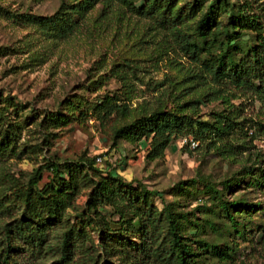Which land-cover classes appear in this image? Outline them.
Instances as JSON below:
<instances>
[{
  "label": "rangeland",
  "instance_id": "1",
  "mask_svg": "<svg viewBox=\"0 0 264 264\" xmlns=\"http://www.w3.org/2000/svg\"><path fill=\"white\" fill-rule=\"evenodd\" d=\"M81 1L0 0V137L9 138L0 153V252L8 250L11 264H159L138 244L144 240L153 250L166 222L156 226L152 242L145 214L137 225L127 209L119 214L110 206L88 208L93 185L109 174L155 191L149 203L156 213L169 206L195 222L212 216L210 210L218 213L215 200L201 186L212 183L223 200L244 205L230 210L239 232L228 228L219 214L212 217L213 229L204 225L196 233L228 246L230 260L220 263L198 251L200 262L264 264V177L262 185H255L244 175L255 172V179L264 169V87L260 93L216 82L179 47L180 34L194 31L209 0H159L169 4L171 16L179 15L165 25L137 10L145 0H94L64 38L15 17L50 16L62 2ZM228 1L260 25L264 46V0ZM227 15L218 11L216 24L225 27ZM240 30L242 40L256 43L251 31ZM105 95L124 104L126 112L94 119L91 106ZM155 108L199 120L227 116L229 132L214 141L178 137L161 157L147 160L148 140L116 136L115 130ZM57 115L66 119L54 122ZM89 159L94 160L91 168ZM80 162L84 167L74 174L72 196L60 220L46 221L42 215L40 240H35L31 229L21 227L26 218L20 192L37 167L41 190L57 178L49 164H57L58 177L66 178L62 166ZM191 179L196 183L188 186ZM226 180L230 183L224 188ZM179 182L190 191L177 187ZM193 233L189 226L183 232Z\"/></svg>",
  "mask_w": 264,
  "mask_h": 264
},
{
  "label": "trees",
  "instance_id": "2",
  "mask_svg": "<svg viewBox=\"0 0 264 264\" xmlns=\"http://www.w3.org/2000/svg\"><path fill=\"white\" fill-rule=\"evenodd\" d=\"M93 1L82 0L71 5L62 2L60 7L50 16L16 14L15 17L22 22L35 24L51 36L64 38L76 27V22ZM137 10L143 14L155 15L157 21L164 25L170 21H176L179 17L178 14L171 16L169 4L161 5L159 0H145L144 5ZM218 11L228 13L225 27H220L215 22L214 17ZM240 28L251 31L256 43L249 45L245 40H242L244 32ZM179 47L194 62H198L199 67L206 71L214 81L228 82L237 88L254 92L261 93L263 91L264 46L261 43L260 25L242 7L235 8V4H230L228 0H209L208 5L196 22L194 31L180 34ZM125 112L126 106L112 100L108 95L94 102L91 106L92 117L100 121ZM217 117L220 115L218 114ZM221 118L199 120L186 114L155 108L117 128L115 135L126 136L135 140L140 138L148 140L145 157L147 160H153L161 157L171 141L178 137H185L194 141H202L205 138H210V141L220 139L221 136L229 132V122H231L227 116H221ZM65 119L66 117L57 115L54 122ZM7 139H9L7 134L0 137V153L8 145ZM93 162V159L87 160V167L91 168ZM78 166L79 168L84 167V163L64 164L62 167L67 177L62 178L58 177L57 164H49L47 167L57 178L41 190H38L36 186L41 169L37 167L32 178L28 181L26 189L20 192L19 199L24 204L23 213L26 218L21 227L31 229L35 240H40L39 227L43 224L39 221H41L42 215L46 217V221L58 222L60 220L63 208L71 199L72 190L75 186L74 174H79ZM254 174L255 172H244L250 181H255V185H262L264 169H260L255 179ZM195 183L196 181L191 179L186 184L193 186ZM222 183L223 187L226 188L230 180ZM201 186L209 193V197L215 200V206L218 209L217 215L215 210H210L212 216H206L202 222H195L188 217L187 212H177L169 206H164L162 210L156 213L155 208L149 203L151 196L156 194L155 191L146 190L143 186H132L130 182H125L121 177H112L109 174L93 185L87 206L92 211L98 206H110L119 214L127 209L137 217L133 222L137 225H140L139 216L145 214V219L148 220V226H150L148 232L152 242L156 241L154 240L156 226L161 221L166 222L162 241L153 250H148L147 242L144 240L138 244L143 253H152L159 264H202L197 257L198 251H202L201 253L204 255L208 254L217 259L218 262L223 263L231 258L228 246L219 247L202 238H197L196 233L204 225L213 229L215 224L212 217H218L219 214L227 220L228 228H233L234 232H239L235 229L237 224L234 223L230 210L232 207L239 206V203L242 205L244 203L237 200H223L220 190L216 189L212 183L204 181ZM177 187L185 193L190 191L187 187L182 186V182H179ZM33 223L34 226H32ZM188 226L193 229L194 233L184 235L183 232ZM142 231L145 235L146 230ZM70 233H73L71 229L64 235L61 261L66 259L64 255L66 254L67 235ZM140 234L142 236L143 233ZM0 264H11L8 261L7 249L0 252Z\"/></svg>",
  "mask_w": 264,
  "mask_h": 264
}]
</instances>
